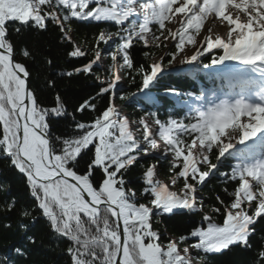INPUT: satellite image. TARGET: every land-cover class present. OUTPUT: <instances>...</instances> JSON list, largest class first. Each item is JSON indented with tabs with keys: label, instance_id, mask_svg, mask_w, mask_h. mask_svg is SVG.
Returning <instances> with one entry per match:
<instances>
[{
	"label": "snow or ice",
	"instance_id": "snow-or-ice-1",
	"mask_svg": "<svg viewBox=\"0 0 264 264\" xmlns=\"http://www.w3.org/2000/svg\"><path fill=\"white\" fill-rule=\"evenodd\" d=\"M210 18L212 25L226 28L223 36L214 37L212 27L202 35ZM73 21L109 23L117 31H101L93 46L83 48L70 34ZM50 25L71 46V60L91 56L60 75H91L100 84L96 96L76 111L96 112L92 101L109 98L91 122L76 121L73 135L54 133L53 121L69 115L66 104L59 94L51 107L41 103L28 64L34 53L10 31L20 36ZM110 40V63L102 69L100 44ZM169 41L175 49L165 54L169 65L181 53L180 62L188 65L213 53L203 67L221 83L211 97L166 89L187 109L182 117L170 113L161 120L148 112L131 121L116 102L127 98L117 95L124 75L133 82V72L140 76L138 91L156 104L152 90L165 71L164 56L146 69L136 65L131 50L168 48ZM188 48L194 49L191 55ZM101 69L104 75H96ZM47 85L54 88L55 81ZM249 141L254 143L237 147ZM0 156L23 176L34 204L19 206L12 198L0 212L19 209V227L27 232L24 221L35 224L38 211L55 236L67 241L69 264H207L208 256L233 248L252 252L250 264H264V235L258 248L253 245L257 225L264 223V0H0ZM85 156L89 160L81 171ZM145 158L156 162L145 168L138 194L126 176ZM229 158L236 163L221 171ZM160 160L168 164L165 180L159 178ZM217 176L234 184L230 193L224 189L230 201L217 196L219 206L205 212L200 192ZM180 210L204 213L189 234L173 238L154 226ZM27 240L36 242L32 236ZM12 251L26 255L21 247ZM0 264L13 261L0 256Z\"/></svg>",
	"mask_w": 264,
	"mask_h": 264
},
{
	"label": "trees",
	"instance_id": "trees-1",
	"mask_svg": "<svg viewBox=\"0 0 264 264\" xmlns=\"http://www.w3.org/2000/svg\"><path fill=\"white\" fill-rule=\"evenodd\" d=\"M72 32L70 33L73 40L83 48H90L95 44V38L101 31H117V27L109 23H95L88 21H73L71 24ZM13 38L19 42L25 43L34 53V59L29 60L28 64L32 72V86L37 89L40 101L44 106L51 107L54 103L56 94H59L66 104L68 116L53 121V131L57 135H73L76 121L88 123L91 122L94 117L103 110L109 102L107 95L103 97H97L95 101H92L97 105L96 112L85 111L83 113L77 112L76 109L83 104L86 100L96 96L99 91L100 84L96 80L95 76H62L60 73L70 71L73 67H79L83 63L87 62L91 56L87 58H81L80 60H71L67 53L70 50V45L62 43L61 33L58 28L49 26V29L44 32H32L26 30L20 36L10 29ZM113 42L100 44L102 50V56L107 58V65L110 63V57L108 53L112 50L109 45ZM114 47V46H113ZM132 56L136 65H143L146 69L150 63L155 62L161 56H164L165 68H169L171 65L167 61L171 58L165 55L169 51H175L173 46L168 48L156 49L152 47L145 49L141 45L135 46L132 50ZM145 52H150V55L146 56ZM47 59H51L52 64L46 63ZM103 69V67H102ZM98 70L96 75L103 76V70ZM135 82L132 81L129 75H124L125 80L121 86H118V97L124 96L126 99H117V104L123 106L127 116L132 121H137L144 116L146 112H154L159 115L161 120L163 118L160 114L164 113L168 108H172V103L166 100L164 97L159 96V101L164 105L160 109H144L139 110V106L144 105L139 99L133 98L130 94L133 92L139 93L141 85V77L136 75ZM48 80L55 81V87L50 88L47 85ZM192 85V84H190ZM181 85L177 78L173 75H168L160 80V84L155 88L157 93L166 90L168 88H177L181 90ZM189 88V87H188ZM185 92V91H183ZM186 93V92H185ZM181 117L184 111H176ZM75 116V120L72 116ZM89 160L88 156H85L80 162V170L84 171ZM156 161L150 158L143 159L139 164L133 166L126 179L129 182V186L134 189L138 194L142 191L143 184V172L145 168ZM215 162V161H214ZM232 163L229 161L221 171H229ZM160 177L165 180L168 177V164L165 160L159 161ZM179 187V184L177 185ZM233 183H225L224 178L215 177L210 178V182H206L200 195L204 199L205 212L209 211L210 206H219L216 197L220 196L227 203L230 201V193L233 190ZM228 189V193L224 189ZM15 198L19 206L33 205V201L30 198L29 191L25 180L22 175L11 166L10 162L0 156V207L6 201ZM141 202H146L141 200ZM19 209H17L18 212ZM17 212L4 213L0 212V256H9L13 261V264H69V257L66 254L67 241L59 239L51 231L47 221L40 216L37 211L35 215L38 217L35 224L29 221H24L29 224V230L24 232L20 229V217ZM204 213H195L184 211L179 214L164 216L159 218V221L154 225L162 232H167V235L177 238L181 235H187L194 227L200 225L202 216ZM222 217H217V222H221ZM6 224H11L10 228H6ZM258 235L253 239L254 247L260 246V236L264 235V223L257 225ZM28 236L35 238V244L29 243ZM15 247H21L25 250V256L17 255L12 249ZM253 254L250 251H246L242 248H233L230 251H226L219 255H210L207 257V264H250Z\"/></svg>",
	"mask_w": 264,
	"mask_h": 264
},
{
	"label": "rangeland",
	"instance_id": "rangeland-1",
	"mask_svg": "<svg viewBox=\"0 0 264 264\" xmlns=\"http://www.w3.org/2000/svg\"><path fill=\"white\" fill-rule=\"evenodd\" d=\"M210 22V19H209V21L208 22H206V23H209ZM204 29H205V26H204ZM204 29L202 30V35L205 33L204 32ZM199 38V37H198ZM197 38V39H198ZM169 43V46H172V42L171 41H169L168 42ZM189 49V53H192V51H194V49H191V48H188ZM103 58V65H102V67H104V66H107V61H106V58L105 57H102ZM159 59H156L155 60V62L156 61H158ZM178 60V59H177ZM176 60V61H177ZM187 66V64H183V63H181V62H179V63H177V62H175V63H173L172 64V66L168 69V72H170V71H172L173 73H176V69L178 68V69H181V68H185ZM122 112H123V114L124 115H126V113H125V111L122 109ZM127 116V115H126ZM150 121V120H149ZM151 122V121H150ZM154 131H155V128L153 129ZM138 135H139V133H138ZM158 155H160L161 153H157Z\"/></svg>",
	"mask_w": 264,
	"mask_h": 264
},
{
	"label": "bare ground",
	"instance_id": "bare-ground-1",
	"mask_svg": "<svg viewBox=\"0 0 264 264\" xmlns=\"http://www.w3.org/2000/svg\"><path fill=\"white\" fill-rule=\"evenodd\" d=\"M212 27L213 28V36L215 37L216 35H220L223 36L224 33L226 32V28L224 27H220L218 24L217 25H212V21L210 20L209 23L205 24V33L207 32L208 28ZM187 53L189 55H191V53H189V49H186ZM183 53L180 54V56L177 58L178 60L176 61L177 63L180 62L181 58L183 57Z\"/></svg>",
	"mask_w": 264,
	"mask_h": 264
}]
</instances>
